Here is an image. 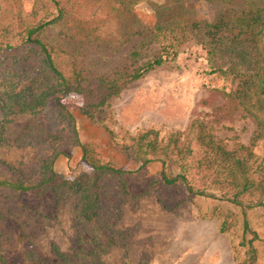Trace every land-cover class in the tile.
<instances>
[{"label":"trees","instance_id":"1","mask_svg":"<svg viewBox=\"0 0 264 264\" xmlns=\"http://www.w3.org/2000/svg\"><path fill=\"white\" fill-rule=\"evenodd\" d=\"M141 1L33 0L25 14L21 0H0V148L34 149L38 156L26 164L0 158V264H47L29 240L17 250L7 231L8 202H19L21 193L52 194L56 206L71 199L76 217L92 234L87 249L68 254L55 248L60 264H110L100 254L115 244L102 218L108 193L115 184L127 199L132 195L130 178L145 168L157 170L151 185L181 187L190 198L210 196L239 208L242 237L235 259L238 264L258 263L262 238L247 216L249 211L264 212V157L253 151L264 139V117L252 110L255 104L264 108V0H165L154 4L152 25L135 13ZM201 1L214 6L211 20L198 17L195 6ZM135 36L142 39L130 53L131 71L86 72L82 46H123ZM191 40L206 51L214 73L236 82L225 93L226 104L216 110L230 115L243 108L257 119L249 145L227 148L201 119L166 137L154 128L136 135L124 127L107 128L114 148L139 164L137 171H129L107 159L99 141H81L65 97L81 95V113L95 122L100 109L109 115L112 99L130 83L174 60ZM150 47L151 55L144 51ZM77 146L90 170L74 178L58 174V158ZM215 214L222 233L239 222L232 209L219 207Z\"/></svg>","mask_w":264,"mask_h":264},{"label":"rangeland","instance_id":"2","mask_svg":"<svg viewBox=\"0 0 264 264\" xmlns=\"http://www.w3.org/2000/svg\"><path fill=\"white\" fill-rule=\"evenodd\" d=\"M21 1L23 12L28 14L33 0ZM164 1L143 0L135 7V13L146 24L152 25L156 19L154 4ZM195 7L200 19L213 18L214 6L201 1ZM141 39L135 36L123 46L100 43L82 46L86 72L131 71L135 64L130 53ZM144 51L151 55L153 49ZM235 86L236 82L229 77L211 70L206 51L191 40L181 47L174 60L130 83L112 99L109 115L107 109H100L95 122L81 113V95L72 93L64 101L76 118L83 143L99 141L104 145L105 157L115 166L137 171L139 164L129 161L111 144L107 128L119 131L124 127L131 135L154 128L160 131L161 137H166L172 132L186 130L195 119H201L213 128L216 137L227 148L249 145L257 128L255 116L243 108L230 115L216 110L226 104L225 93ZM252 110L260 118L264 117L261 104H255ZM253 151L258 157H264V139L253 147ZM37 157L34 149L0 148V158L17 163L26 164ZM89 170L82 160L80 146L67 156H60L55 164V171L67 178ZM155 178L157 170L154 168L135 172L129 184L132 195L127 199L119 195L115 184L111 186L102 218L109 235L115 237V244L100 252L102 259L110 264H238L235 247L242 237L241 210L210 196L190 198L181 187L162 183L151 185ZM8 203L12 210L6 228L16 240L17 250L29 240L47 264H60L55 248L61 253L73 254L89 247L93 236L76 217L71 199L56 206L52 194L21 193L19 202ZM219 207L232 209L239 215L238 224L226 233L220 231L221 218L215 214ZM247 218L261 235L257 264H264V212L249 211Z\"/></svg>","mask_w":264,"mask_h":264}]
</instances>
